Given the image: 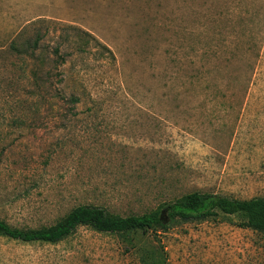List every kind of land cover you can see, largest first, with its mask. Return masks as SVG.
<instances>
[{
	"label": "rangeland",
	"instance_id": "374dc122",
	"mask_svg": "<svg viewBox=\"0 0 264 264\" xmlns=\"http://www.w3.org/2000/svg\"><path fill=\"white\" fill-rule=\"evenodd\" d=\"M24 31L66 63L12 55ZM196 191L264 198V0H0L1 220L40 228L79 205L139 215ZM151 252L264 264V234L220 217L131 241L85 226L54 244L0 236V264Z\"/></svg>",
	"mask_w": 264,
	"mask_h": 264
},
{
	"label": "trees",
	"instance_id": "16d2710c",
	"mask_svg": "<svg viewBox=\"0 0 264 264\" xmlns=\"http://www.w3.org/2000/svg\"><path fill=\"white\" fill-rule=\"evenodd\" d=\"M83 33L86 34V32ZM23 34H25V31L20 33L10 43L8 49L12 55H17L19 60L25 62L26 57H29L36 60L39 64L45 65V60L54 58L53 61L57 68L59 65L63 66L66 63V58L59 52L60 45L55 47L54 57L46 53L47 48H42V41L46 34H41V31H38L34 36L25 40L22 38ZM89 39L93 40L92 35H90ZM90 40L85 41L80 49L87 52V49L91 48ZM47 74L46 79L48 80L52 73ZM34 75L39 77L36 72ZM79 101V97L72 96L69 103L74 109ZM220 217L231 218L232 221L236 220L242 228H250L264 234V198L256 197L243 200L196 191L180 198L163 202L157 208L143 214L128 216L114 214L104 207L79 205L56 223L40 228H16L0 219V236L23 242L54 244L67 239L79 227L85 226L98 232L117 234L131 241L139 233L150 231L157 235L159 232L168 231L170 227L177 224L204 222ZM160 259L156 252H151L146 253L143 261L145 264H160L162 262Z\"/></svg>",
	"mask_w": 264,
	"mask_h": 264
}]
</instances>
